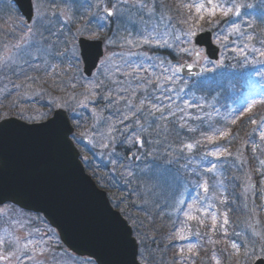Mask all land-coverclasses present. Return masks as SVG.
Segmentation results:
<instances>
[{
    "label": "rangeland",
    "instance_id": "374dc122",
    "mask_svg": "<svg viewBox=\"0 0 264 264\" xmlns=\"http://www.w3.org/2000/svg\"><path fill=\"white\" fill-rule=\"evenodd\" d=\"M173 1L165 6L163 0H33L35 17L28 27L24 17L15 13L12 0H0V104L12 105L0 108V114L13 108L28 121L43 120L55 108L71 114L82 158L110 191L113 202L127 211L144 264H252V250L264 247V143L253 137L251 129L243 141L239 132L233 134V142L246 144L233 158H227L223 150L217 153L222 164L234 163L238 168L243 205L239 211L221 210L224 201L219 195L227 192L224 184L214 194L215 186H210L205 174L198 183L190 175L185 177L183 169L185 165L190 172L204 169L203 152L194 157L196 163L191 157L200 154L197 122L210 119L212 113L200 87L205 84L209 92L221 83L230 84V89L233 77L242 71L246 74L255 68L253 60L264 58L255 50L251 35L257 6L264 0H212L233 9L225 15L218 8L214 16L208 14L209 0H193L195 18L186 27L183 18L189 17L186 12L182 15L180 0ZM200 5L204 7L197 11ZM108 7L114 11L111 19L105 14ZM237 11L239 15L234 14ZM246 27L250 35L245 34ZM205 29L213 31L214 43L221 48L222 67L203 57L192 60L195 37L189 43L187 33ZM79 36L105 41V58L87 80L82 76ZM185 62L200 64L202 75L183 80L180 66ZM260 89L264 90V83ZM256 91L255 86L249 93ZM193 100L198 101L194 108ZM187 123L189 130L181 131ZM224 133H213L212 142L225 143L228 132ZM139 138L143 147L138 150ZM247 139L252 140L250 144ZM127 154H133L134 160ZM192 192L194 198L180 227L156 235L165 203L170 202L174 213L175 199L179 208ZM142 210L157 223L154 230L145 225ZM6 212L22 219L7 229L8 237L0 236V264H94L68 255L44 222L28 225L36 217H27L11 205L0 209Z\"/></svg>",
    "mask_w": 264,
    "mask_h": 264
},
{
    "label": "water",
    "instance_id": "95a60500",
    "mask_svg": "<svg viewBox=\"0 0 264 264\" xmlns=\"http://www.w3.org/2000/svg\"><path fill=\"white\" fill-rule=\"evenodd\" d=\"M14 1L30 21L32 0ZM79 44L84 73L91 76L103 54L102 42L81 38ZM201 47L209 59L219 60L220 49L213 44L210 30L196 36L195 49ZM181 72L195 77L202 70L188 63ZM72 132L63 110L44 124L28 125L16 119L0 123V205L12 202L43 214L67 249L78 256L97 264H140L131 228L85 174L69 138Z\"/></svg>",
    "mask_w": 264,
    "mask_h": 264
},
{
    "label": "trees",
    "instance_id": "16d2710c",
    "mask_svg": "<svg viewBox=\"0 0 264 264\" xmlns=\"http://www.w3.org/2000/svg\"><path fill=\"white\" fill-rule=\"evenodd\" d=\"M165 1H166V4H168V1L171 3L175 2L173 0H165ZM184 14H185V11H184V13L182 12V15H184ZM185 17H189V16L185 15ZM255 36H256V42L254 45H256V47H258V48H255V50L260 51L261 49H263L262 43L264 42V29L262 28V26H260L258 31L255 32ZM240 76H242V75L240 74ZM232 83L233 84H232L230 89L228 88L230 84L226 85V84H221V83H215V88L212 91L206 92L205 88H204L205 84L200 87V90H202V93H204V95L207 97H216L218 95H221V98L223 97V100H225L226 97L229 98L231 96L232 90L235 89V77H233ZM242 121H243V124L244 123L248 124V121H245V120H242ZM234 128L235 127L232 128V131L234 130ZM245 128H246V125L244 124L242 129H241V132ZM243 135L244 134H241L239 132V140L241 137H243ZM223 145L220 143V145L218 146V149H219V152H221L220 149L223 148L224 151H226L228 154V155L226 154L227 158H233V153H236L237 151H239L240 147H241V145H237L236 142H233V137L229 138V140H227L225 143H223ZM218 149H217V151H218ZM207 158H208L209 164L215 165L217 174L221 175V176L222 175L225 176L224 186L227 189V192L225 193L226 197H223L224 203H225L224 205L226 206V208H230L232 211H239L241 208V202H239L240 201L239 197L238 196L235 197L233 194V192H235V190H236V185L232 181V180H236L237 176L239 177L238 168H237L236 164H234V163L222 164V161H221L222 158L217 159L216 155H215V159H211L209 156ZM260 196L261 195L259 193L255 194V198L257 200H259ZM235 199L237 200V203H235V205H234L233 201ZM145 222H146L145 225L147 227H149L150 225L153 226L149 222L148 217L145 219Z\"/></svg>",
    "mask_w": 264,
    "mask_h": 264
},
{
    "label": "snow or ice",
    "instance_id": "6c2138e0",
    "mask_svg": "<svg viewBox=\"0 0 264 264\" xmlns=\"http://www.w3.org/2000/svg\"><path fill=\"white\" fill-rule=\"evenodd\" d=\"M209 3L212 4V0H209ZM203 7H204L203 5H200L198 7L197 11H199ZM218 8L225 15L228 14L229 12H232L233 11L232 8L225 9V8L220 7L217 4H212L211 8L208 9L209 16H214L216 14V11H217ZM109 14H111V13H109ZM234 14L235 15H239L240 13L237 11ZM201 19H203V17H201ZM234 27H236V29L238 30V26H234ZM187 35L189 37V43H190L191 42V37H195L196 36V32L195 31H189V33H187ZM129 43H131V41H129ZM197 55H199V53H197ZM261 55L264 56V52H261ZM142 105H143V101H141V106ZM153 107L156 109V111H161V109H160V107L158 105H154ZM252 122L255 123L254 120ZM224 134L225 133H221V135H224ZM261 136L264 137V132L261 133ZM209 139H211V137H209ZM140 143L142 144V141ZM186 147L190 150V149H192L193 145L192 144H188V145H186ZM213 219H215V217H213ZM225 223H227V220H225ZM181 238H183V237H181ZM232 247L233 248H236L237 245L235 243H233L232 244ZM250 257H251V259L253 261V264H264V247H261L259 249V252H257L255 249H253L252 252H251V254H250ZM217 264H219V262H217Z\"/></svg>",
    "mask_w": 264,
    "mask_h": 264
}]
</instances>
